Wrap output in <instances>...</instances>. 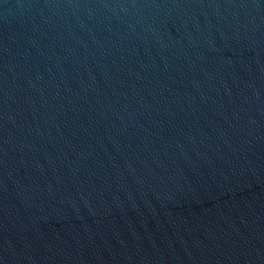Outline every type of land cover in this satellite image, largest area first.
I'll return each mask as SVG.
<instances>
[{"label":"water","instance_id":"95a60500","mask_svg":"<svg viewBox=\"0 0 264 264\" xmlns=\"http://www.w3.org/2000/svg\"><path fill=\"white\" fill-rule=\"evenodd\" d=\"M0 264H264V0H0Z\"/></svg>","mask_w":264,"mask_h":264}]
</instances>
